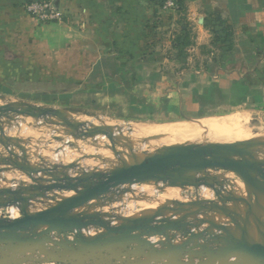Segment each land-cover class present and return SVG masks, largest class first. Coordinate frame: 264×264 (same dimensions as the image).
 I'll return each instance as SVG.
<instances>
[{
    "label": "water",
    "instance_id": "water-1",
    "mask_svg": "<svg viewBox=\"0 0 264 264\" xmlns=\"http://www.w3.org/2000/svg\"><path fill=\"white\" fill-rule=\"evenodd\" d=\"M12 116L57 124L70 130L75 139L104 137L120 167L71 177L68 173L75 165L34 166L21 141L4 133L2 120ZM119 141L125 140L115 137L110 127L89 128L59 109L27 103L0 105V145L8 155L0 157L1 172L10 168L30 181L17 186L11 179V188L0 189V211L15 208L20 215L0 217V264H264L258 211L264 208V159H256L251 151L264 149L263 141L251 143L250 148L242 142L161 147L144 159L132 151H117ZM217 171L239 176L254 203L225 190ZM149 183L203 186L213 191L218 205L205 200L184 203L120 219L118 224L90 210L93 203L119 188ZM62 192L72 195L60 200L53 197ZM42 200L53 205L29 211ZM209 213L229 223H216ZM87 228L97 231L87 236L82 233Z\"/></svg>",
    "mask_w": 264,
    "mask_h": 264
},
{
    "label": "rangeland",
    "instance_id": "rangeland-1",
    "mask_svg": "<svg viewBox=\"0 0 264 264\" xmlns=\"http://www.w3.org/2000/svg\"><path fill=\"white\" fill-rule=\"evenodd\" d=\"M28 1L30 2L27 0L23 4L24 8L28 5ZM44 1L53 3L60 14V20L49 23H39L36 20V25L58 24L60 26L64 23L66 11L59 4L62 0ZM148 3L149 25L144 30L141 27L134 28L137 31L136 38L139 40L119 44L123 48V55L119 58V64L124 70L121 77L127 79L126 84L122 86L127 89H123L127 94L116 97V101L110 104H107L106 100L103 103L97 101L94 92L83 90L80 83L81 77L85 76L82 66L87 67V62L91 59L81 58L76 51L63 54V51L68 52L66 49L68 46L58 47L57 43L55 53L52 49L54 54L51 55L49 70L56 87L48 88L29 83L10 84L0 78V105L27 103L59 109L70 120L87 124L89 128L110 127L120 140H124L119 134L120 131L128 133L133 126L137 125L165 126L188 122L192 124L230 114L247 116L250 122L258 125L264 133V92L261 93L252 87L255 75L244 74L240 83L243 90L234 92L235 95L233 92L229 94L218 92L217 86H213L212 80L207 75L209 73L206 62L210 58L208 55L209 52H214L211 46H199L197 51H193L190 47L192 42L190 40L181 42L178 36L168 43L167 40L171 39L172 35H178L180 31L177 25L183 21L182 13L175 14L171 10L163 9V0H148ZM24 12L33 18L25 9ZM139 31H143V36L138 34ZM99 45L103 46L104 43L101 42ZM68 49L71 48L68 47ZM156 50L159 54L161 53V56L156 59L150 58ZM41 51L47 53L48 50L41 47ZM218 55L214 52V56L218 57ZM40 76L43 77V74L41 73ZM70 81H76L73 82L75 87L69 86ZM111 83V86L116 87L119 86L120 80L115 78L111 80ZM81 94L84 95L83 98ZM121 94H123L122 91ZM88 113L95 117H88ZM2 123L5 135L21 141L27 160L34 166L75 165L68 173L71 177L78 176L83 171L105 173L120 167L118 159L112 156L109 141L104 137L75 139L70 136V130L64 127L28 117L12 116L10 120L3 119ZM262 141L264 142V139ZM66 142L71 144L67 145ZM141 142L136 146L137 148L135 147L136 149H130L126 141H119L115 144V148L117 151L126 153L132 151L134 154L137 153V157L145 158L161 147L175 146H156L146 144L145 140ZM143 145L145 149L142 150L140 147ZM259 149L264 150L255 149L254 156L256 159H264L257 154ZM15 153L20 155L19 151ZM67 154L73 156L68 159ZM7 156L5 149L0 145V157ZM1 169L3 168L0 166V189L11 188L10 180L14 178L17 186L30 184V181L21 173L10 168H5L7 172H1ZM214 173L219 175L225 190L234 195L237 186L244 184L243 180L233 173L223 171ZM171 188L179 190V194H169ZM205 189L206 193H212V197H202L201 187H178L177 189V186L163 183L125 186L108 194L103 200L93 203L90 210L118 224L120 219L142 217L152 211L172 208L184 203L205 200L218 205L213 191L209 188ZM70 195L72 194L62 192L53 197L60 200ZM223 195L226 196L224 191ZM236 196L239 195L236 194ZM48 205L53 203L38 201L32 204L29 211L36 212ZM209 214L213 221H217L215 214ZM13 216L18 218L20 215L14 213ZM219 223L229 222L222 217Z\"/></svg>",
    "mask_w": 264,
    "mask_h": 264
},
{
    "label": "crops",
    "instance_id": "crops-1",
    "mask_svg": "<svg viewBox=\"0 0 264 264\" xmlns=\"http://www.w3.org/2000/svg\"><path fill=\"white\" fill-rule=\"evenodd\" d=\"M179 1L180 9L175 14L182 13L183 21L177 25L178 35H172L168 43L178 36L181 42L190 40L193 51L199 46H211L221 58L209 52L207 75L221 94L242 91L240 83L248 73L255 75L252 87L263 93L264 0ZM25 2L0 0V78L10 84L55 88L49 70L51 55L58 43V47L71 48L67 47L68 52L63 51V54L76 51L81 58L91 59L87 67L82 66L85 76L80 83L83 90L94 92L97 101L106 100L110 104L116 97L127 94L122 86L127 79L121 77L124 70L119 58L123 48L119 44L139 40L134 28L144 30L149 25L148 0H62L59 4L66 11V19L60 26L36 25V20L24 12ZM138 34L143 36V31ZM101 42L103 46L99 45ZM41 47L47 49V53L41 51ZM159 56L161 53L156 50L150 58ZM115 78L120 80L121 86H111ZM73 82H69L70 87H75ZM3 213L1 210L0 217ZM173 243L179 242L174 240Z\"/></svg>",
    "mask_w": 264,
    "mask_h": 264
},
{
    "label": "bare ground",
    "instance_id": "bare-ground-1",
    "mask_svg": "<svg viewBox=\"0 0 264 264\" xmlns=\"http://www.w3.org/2000/svg\"><path fill=\"white\" fill-rule=\"evenodd\" d=\"M124 132L120 131V136L128 143L130 149L131 148L133 149L136 146H138L139 142H141L142 140L143 141L145 140L146 144L149 143L156 146L157 145L178 146V145H194V144L210 145L214 143L242 142L245 144V147L246 146L249 147L251 143L256 141H262L264 139V133L259 128V126L252 124L249 118L243 114H230L224 117L209 118L199 122H194L192 124L188 122V123L168 124L165 126L137 125V126H133V129H131L128 133L127 132L124 133ZM114 134L117 135L116 133ZM140 148L143 150L145 149V146L143 145ZM136 151L138 152L139 150ZM251 151L254 156L255 149L251 148ZM136 154L137 153H135V155ZM257 154L260 157L264 158V150L258 151ZM70 156L73 155L67 154L66 157L69 159ZM201 188L203 191L201 194L202 197H212L211 195L212 193L210 194L208 192L207 193L205 192L206 190L205 187L202 186ZM235 191L236 194H238L240 197L245 198L246 201L249 200L254 203V199H252L253 197L249 189L247 188V185L245 187L244 184L243 185L239 184L235 189ZM168 193L179 194V190H173L171 188V190H169ZM258 211L261 219L260 228L262 233H264V208H258ZM11 212H15V211L11 209ZM12 215H14V213H12ZM215 215H216V220L218 222L217 221L214 222L216 223L221 222L222 217H220L216 213Z\"/></svg>",
    "mask_w": 264,
    "mask_h": 264
},
{
    "label": "built area",
    "instance_id": "built-area-1",
    "mask_svg": "<svg viewBox=\"0 0 264 264\" xmlns=\"http://www.w3.org/2000/svg\"><path fill=\"white\" fill-rule=\"evenodd\" d=\"M163 9L171 10L172 12L176 13L180 9L179 0H163ZM26 12L31 15L35 20L39 23H49L60 20V14L55 9L53 3L45 2L44 0H32L28 5L25 6ZM13 209L15 212H11ZM12 213L19 214L17 209L9 208L8 210L4 211L3 217L9 218H16L13 217ZM96 229L94 228H87L86 230L82 231L84 235L92 236L96 233Z\"/></svg>",
    "mask_w": 264,
    "mask_h": 264
},
{
    "label": "trees",
    "instance_id": "trees-1",
    "mask_svg": "<svg viewBox=\"0 0 264 264\" xmlns=\"http://www.w3.org/2000/svg\"><path fill=\"white\" fill-rule=\"evenodd\" d=\"M27 1V0H26ZM32 0H30V2H31ZM29 1L27 2V3H30ZM180 2V1H179ZM263 84H264V82H263Z\"/></svg>",
    "mask_w": 264,
    "mask_h": 264
}]
</instances>
